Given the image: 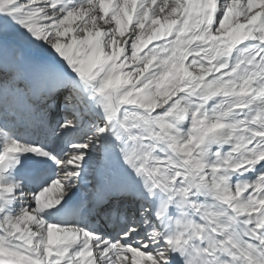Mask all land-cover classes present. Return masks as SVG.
Masks as SVG:
<instances>
[{"label": "snow or ice", "instance_id": "snow-or-ice-1", "mask_svg": "<svg viewBox=\"0 0 264 264\" xmlns=\"http://www.w3.org/2000/svg\"><path fill=\"white\" fill-rule=\"evenodd\" d=\"M0 264H264V0H0Z\"/></svg>", "mask_w": 264, "mask_h": 264}]
</instances>
